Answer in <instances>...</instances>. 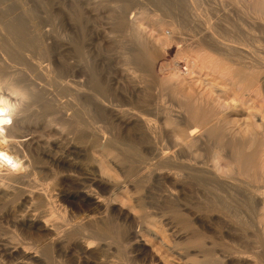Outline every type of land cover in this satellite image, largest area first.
<instances>
[{"label":"bare ground","instance_id":"6f19581e","mask_svg":"<svg viewBox=\"0 0 264 264\" xmlns=\"http://www.w3.org/2000/svg\"><path fill=\"white\" fill-rule=\"evenodd\" d=\"M21 1L0 0V67L47 60L43 84L13 70L0 88V264H166L145 239L159 209L183 264H264L244 234L264 233V0H76L60 22ZM125 42L100 72L91 46ZM195 184L227 214L194 208Z\"/></svg>","mask_w":264,"mask_h":264},{"label":"rangeland","instance_id":"374dc122","mask_svg":"<svg viewBox=\"0 0 264 264\" xmlns=\"http://www.w3.org/2000/svg\"><path fill=\"white\" fill-rule=\"evenodd\" d=\"M22 3H21V5L24 7H26V5H27V7H30L29 5H31L30 4V2H31V0L29 1V0H22L21 1ZM39 2H40V8H39V16L41 17V19H43V18H46V20H48L49 22H56V21H58L59 19V22L60 21H62V20H64V19H66V20H68V21H70V20H76V19H78V13H79V11H78V2H76V0H39ZM50 2V3H49ZM52 5V6H51ZM53 7H54V10H53ZM152 9V8H151ZM53 10V11H52ZM56 10V11H55ZM57 10H60V12H61V14L57 11ZM172 10H173V7H172ZM52 11V12H51ZM38 12V11H37ZM52 13H54V15L52 14ZM101 14H100V16H99V18H97L96 20H94V21H92L91 23H89L88 25L86 24V29L85 28H83L84 26H82V31H80L79 33H78V36H79V38H80V40H82V39H88L89 38V36H91V34H92V32L90 31V30H94L95 32L96 31H98V30H102L104 27H107V13L104 11V9H102V11L100 12ZM57 14H60L59 15V17H56L57 16ZM75 14V15H74ZM171 15H173V13L171 14ZM50 16V17H49ZM76 16V17H75ZM50 18V19H49ZM52 18H53V20H52ZM173 18L176 20V17H174L173 16ZM248 20H250L248 17H246ZM56 19V20H55ZM29 21V20H28ZM90 29V30H89ZM120 35L121 36H123L124 37V35H125V32H124V30H122L121 32H120ZM264 35H262V37H263ZM125 37H126V35H125ZM127 38V37H126ZM85 39V40H86ZM263 40H264V37H263ZM1 42H5V38H3L2 36H0V45H3ZM128 42H125V46H123V47H118V46H116V47H109V48H107V47H104V46H100L99 44V46H91V51L93 52V56H94V58L96 59V63H97V65H98V70L100 71V72H103L104 73V69H105V75H107V76H109L111 73H113L114 72V70L116 69V68H121V66L122 65H125V63H127L126 62V59H125V57H126V54H127V50H128V47L126 46V44H127ZM263 46H264V41H263ZM125 47H126V49H125ZM0 48H2V47H0ZM118 48V49H117ZM123 48H124V50H123ZM117 49V50H116ZM123 50V51H122ZM23 51V52H22ZM22 51H20V52H17V51H15L16 52V54H17V56H18V58L16 59H14V57L13 56H5L4 54H3V56L6 58V57H8V58H6L7 60H6V62H7V64H10L9 65V67L10 68H14V69H7L8 67H0V88L1 89H4V86H5V84H3V83H5V79L7 78V77H9V75L11 74L12 75V73H13V70L15 71H18V72H21L22 74V78H27V79H32L33 78V80H35V81H37V83H39V84H43L42 83V81L41 80H39V77L40 76H38L39 75V73H38V70H37V68L34 66V64H37V62H42V61H46L47 60V57L45 56V54H42V53H40L37 49H31V48H26V49H24V50H22ZM35 51V52H34ZM125 51V52H124ZM117 52V53H116ZM22 54V55H21ZM23 54H24V56H23ZM170 54L171 55H174V49L173 50H171L170 51ZM169 54V55H170ZM21 57H20V56ZM33 55V56H32ZM118 55V56H117ZM36 56V57H35ZM38 56V57H37ZM112 56V57H111ZM115 56V57H114ZM125 56V57H124ZM28 57L30 58V59H28ZM124 57V58H123ZM24 58V59H23ZM11 60V61H9V60ZM35 60V61H33V60ZM110 61H109V60ZM19 60H20V62H19ZM14 61H16V62H14ZM106 61V62H105ZM110 63H109V62ZM116 61V62H115ZM11 62V63H10ZM114 62V63H113ZM14 63V64H13ZM19 63V64H18ZM32 63V64H31ZM107 65H105V64ZM109 63V64H108ZM117 63V64H116ZM122 63V64H121ZM30 64V65H29ZM110 65V66H109ZM116 65V66H115ZM120 65V66H119ZM112 66V67H111ZM117 66H119V67H117ZM21 68V69H20ZM109 68V69H108ZM115 68V69H114ZM110 70V71H109ZM12 72V73H11ZM38 73V74H37ZM34 75V76H33ZM26 76V77H25ZM29 76V77H28ZM2 83V84H1ZM171 99V100H170ZM173 99L170 97H166V101L170 104V103H173V101H172ZM261 103H263V104H261ZM261 104V105H260ZM258 105H260V106H263L264 105V101H260L259 102V104ZM264 107V106H263ZM247 117V113H242V115H241V117L240 118H246ZM259 122H261V120H259ZM195 188H197V189H195ZM194 192H196V195L194 194H192L193 196L192 197H194L193 199H192V197L190 198V200H191V203H192V205H194L195 207L194 208H196V209H198L199 211H201V212H205V213H210L209 211H213V213H215V214H217V215H220V216H224L223 214H227V212L225 213L223 210H222V213L220 214V204H216L217 202L215 201V202H213L214 200H212V195H211V192H210V190L209 189H205L204 187H202V186H199V185H194ZM196 190H199V192L198 191H196ZM200 190H202V192L200 191ZM199 194H198V193ZM207 194H206V193ZM203 193V194H202ZM202 196H201V195ZM208 194H209V196H208ZM196 196H198L197 198H196ZM207 196V197H206ZM200 197H201V200H202V198H203V202L200 200ZM204 198H209V199H204ZM211 198V199H210ZM194 199H198V201H199V204L201 203V205H199L198 204V201H197V203L195 202V200ZM194 200V201H193ZM195 202V203H194ZM207 202V203H206ZM209 202H213V205H211ZM238 202V204H235V203H237ZM237 202H234V204H233V207H232V209H233V211L235 212V213H237V214H239L240 216H241V220L240 221H242L243 222V219H244V217L248 214V212L246 211L247 209L245 208V206L243 205V203L242 202H240V201H237ZM194 203V204H193ZM219 203V202H218ZM205 204H206V206H208V207H206V208H203L204 206H205ZM208 204V205H207ZM239 204H242L241 206L239 205ZM202 206V207H200V209H199V206ZM211 205V206H210ZM235 207V208H234ZM238 209H237V208ZM210 208V210H208ZM242 208V209H241ZM220 209V210H219ZM212 211H211V213H212ZM220 211V212H219ZM157 214H156V213ZM162 212V213H161ZM167 212L168 211H162V210H154V214H153V216H152V219H153V217H154V215L156 216V219H155V217H154V219H153V221H152V219H151V221L148 223V224H150V225H148V227H151V229H150V231H152V233H147L146 235L147 236H145V239H146V241L149 243V249L150 250H153V248H154V251L161 257V259L163 260V262H165L166 264H183V262H182V260H179L180 258H178V257H175V256H173L174 254H172L171 252H169V250L167 251L166 249H168V247H166V246H164V245H162V243L160 242V240H165V242H166V244H169V246H171V245H173V239H174V237L172 238L171 236H173L172 235V231H173V229H172V225H171V222H172V216H171V214L169 215V214H167ZM244 212V213H243ZM167 215H169V216H166V214ZM210 213V214H211ZM163 214H164V216H163ZM242 214V215H241ZM158 215V216H157ZM162 215V216H161ZM238 215V216H239ZM243 216V217H242ZM166 219H165V218ZM169 219H168V218ZM256 219V218H255ZM169 221V223H167ZM256 221V220H255ZM255 221H254V224L253 225H255V224H257V223H255ZM161 222V223H160ZM153 223V224H152ZM157 223V224H156ZM158 225V226H157ZM167 226V227H166ZM255 226H257V225H255ZM218 227V226H217ZM255 228H257V227H255ZM169 229V232L167 231ZM245 230L246 231H244L245 233V235H246V237H248V238H250V240L252 239V241H251V243L253 242V245L255 246V245H260V243L261 242H263V240H264V233H262V231L260 230V229H258V231H257V229L255 230L254 229V226L253 227H246L245 228ZM249 230V231H248ZM252 232H251V231ZM158 231V232H157ZM161 233V234H160ZM171 233V234H170ZM252 235H251V234ZM155 234V235H154ZM255 234V235H254ZM156 235L158 236V238H157V240H156V238H154V237H156ZM168 236H170V237H168ZM254 236V237H253ZM262 236V237H261ZM255 239H256V241H255ZM258 239V240H257ZM260 239V240H259ZM159 240V241H158ZM173 240V241H172ZM168 241V242H167ZM254 241H255V243H254ZM261 241V242H260ZM258 242H260V243H258ZM261 245H264V242H263V244L261 243ZM226 246V245H225ZM172 254V255H171ZM174 257V258H173ZM178 258V259H177ZM136 259V258H135ZM135 259H133L131 262L130 261H128V262H125L126 264H143V263H141L142 261L140 260V259H137L138 261H136L135 262ZM174 261H176V262H174Z\"/></svg>","mask_w":264,"mask_h":264}]
</instances>
